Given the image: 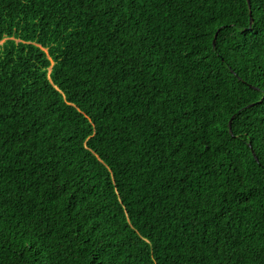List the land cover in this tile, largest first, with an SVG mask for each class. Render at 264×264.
<instances>
[{"label":"trees","instance_id":"1","mask_svg":"<svg viewBox=\"0 0 264 264\" xmlns=\"http://www.w3.org/2000/svg\"><path fill=\"white\" fill-rule=\"evenodd\" d=\"M248 1L0 0V264H264Z\"/></svg>","mask_w":264,"mask_h":264},{"label":"water","instance_id":"2","mask_svg":"<svg viewBox=\"0 0 264 264\" xmlns=\"http://www.w3.org/2000/svg\"><path fill=\"white\" fill-rule=\"evenodd\" d=\"M248 3H249V1H248ZM251 21H252V18L250 17V23H251ZM250 23H249V24H250ZM214 41H215V39H213L212 42L214 43Z\"/></svg>","mask_w":264,"mask_h":264},{"label":"snow or ice","instance_id":"3","mask_svg":"<svg viewBox=\"0 0 264 264\" xmlns=\"http://www.w3.org/2000/svg\"><path fill=\"white\" fill-rule=\"evenodd\" d=\"M249 3H251V0H249Z\"/></svg>","mask_w":264,"mask_h":264}]
</instances>
